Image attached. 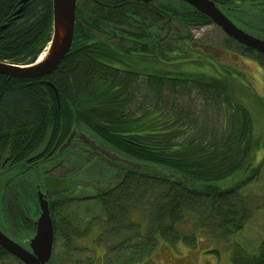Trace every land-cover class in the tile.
<instances>
[{"label":"trees","instance_id":"1","mask_svg":"<svg viewBox=\"0 0 264 264\" xmlns=\"http://www.w3.org/2000/svg\"><path fill=\"white\" fill-rule=\"evenodd\" d=\"M17 1L0 0V25L10 21L0 31V59L26 64L49 44L53 1L30 0L13 20ZM214 1L229 17L264 37V0ZM209 23H213L209 16L179 1L79 0L73 46L52 73L37 78L0 74V171L7 155L11 162L23 164L11 168L2 182L0 213L12 224L9 232L1 219L9 235L22 239L29 235L27 230L34 232L29 193L33 190L35 198L36 185L30 180L31 192L26 188L23 192L20 188L26 183L20 177L28 164L44 157V162L54 161L43 169L46 178L35 184L41 183L50 199L54 247L60 237L72 243L70 222L66 224L64 215L57 219L58 205L75 199L78 184L73 176H53L51 170L58 166L72 170L71 160L74 168H81L89 159L91 163L92 154L98 155L97 162L103 159L109 165L103 163V172L87 183L106 179L108 185L89 198L101 200L115 234H126L121 224L130 222L129 201L137 208L135 198L152 190L161 198L152 212L153 239L148 238L147 246L163 232L180 234V239L178 223L191 211L197 218L206 215L207 229L215 238H227L243 228L259 206L240 196L242 183L224 186L219 181L245 173V179H252L264 168V156L257 166L251 165L259 147L255 120L231 85L234 71L227 69L228 75L221 77L211 72L214 76L208 80L204 73L205 68L217 73L215 65H222L195 43L190 26ZM224 46L237 47L264 65V54L232 37H226ZM200 66L205 68L196 70ZM81 129L121 159H111L77 139ZM74 131L70 144L57 152ZM57 139L60 146L47 157ZM138 224L140 229L143 223ZM122 245L140 246L129 239ZM138 256L143 255L123 251L117 260L139 262ZM232 263L264 264V240L257 254L236 249ZM0 264L24 262L0 245Z\"/></svg>","mask_w":264,"mask_h":264},{"label":"rangeland","instance_id":"2","mask_svg":"<svg viewBox=\"0 0 264 264\" xmlns=\"http://www.w3.org/2000/svg\"><path fill=\"white\" fill-rule=\"evenodd\" d=\"M231 19L239 23L235 19ZM239 24L247 31H250L241 23ZM190 32L194 37L195 43L198 45L202 44L204 47L203 51L210 55L216 64L224 66L217 67L215 65L217 73L211 68H205V66L196 67V70L205 68L204 73H206L207 80L214 76L213 73L221 77L222 75H228L225 71L227 69L234 71V73L230 72L233 82H235L231 85L235 86V88L237 87L236 89L239 90V93H237L238 99H242L248 104L254 115V136L259 145L251 160V165L255 167L264 156V65L254 57H238L241 52L238 51L237 47H234L233 50L225 48L224 41L228 35L215 22L206 25H191ZM252 33L259 35L258 33ZM43 54L41 55L43 56ZM84 133L91 137L90 134L81 129L77 130V139H80L81 134ZM78 148H80V144H76L75 151ZM96 156L98 155L92 154L91 163L88 164L89 159L86 163H82L81 168H74V161L71 160L68 167L72 168V170L67 171L66 168H60L59 166L55 167L53 171L51 170L53 176H73L74 182L78 184L77 189L74 190V195H72L75 199L63 200L58 205V213L60 215H58L57 219H61L64 215L67 220L66 224L70 222V231L74 236L72 243L70 241L66 243L65 239L61 237L56 241L52 254V264H119L120 261L117 259L120 256V252L123 251H120L118 245L121 244L122 240L130 238L133 239L134 243L140 245L139 248L134 249L143 255L141 258L138 256V264H233L232 257L238 248H245L248 252L254 254L259 252L260 245L264 240V168H261L252 179H245L246 173L240 175L238 173L239 176L237 178L236 176H231L226 180L219 181L224 186L233 185L236 181L237 183H242L240 196L244 199L245 197L248 198L247 200L253 199L255 207L259 206L254 208L241 230L227 238H215L214 234L207 229L209 223L206 222V215L204 214L201 218H197L196 213L191 211L186 213L185 218L178 223L179 233H181L180 239H178L180 234L175 235L176 233H174L172 235L175 236H172L168 232H163V234L158 236L157 242L155 243L154 241L155 245L147 246L148 236L153 239L150 236L151 234L148 233V230L151 233L153 232L151 224L152 212L159 202L161 194H157L152 190L141 198H135L137 208L133 205L131 206L132 203L129 201L130 209H126L127 217H132L135 221L143 223V226L140 229L139 226L138 228L135 225L129 226L128 230H126V235H120V232L117 234L113 233L112 226L105 220L106 217L102 211L101 200L96 197L87 199L88 195H94L98 190L106 188L108 185L106 179H102L98 184L91 182L92 186L88 184L89 182L87 183V181H91L88 179H92V176H97L103 172L105 167L103 163L109 165V162L103 159L97 162ZM53 161H38V163L26 167L23 170L24 174L20 178L27 185H21L20 189L23 192L25 188L31 190L30 180L33 181L34 185H36L37 180H44L46 176L43 169L50 166ZM26 177H29V180ZM3 180L4 178L1 179V183ZM31 191L29 199L34 209L30 213L31 216L34 213L38 217L41 212L39 202L36 194L34 198V192L33 190ZM58 198L59 196L55 195L54 199L59 204L60 200ZM2 215L1 219L3 222L5 221L9 232H12V224L7 222L6 215V218ZM129 224L131 223L128 222ZM133 227H135V230H132ZM137 229H139L138 233L136 232ZM34 232L31 229L27 230L26 233L29 235L23 237L22 241L25 240L24 242H26ZM11 237L18 238L19 235ZM16 240L21 241L20 239Z\"/></svg>","mask_w":264,"mask_h":264},{"label":"water","instance_id":"3","mask_svg":"<svg viewBox=\"0 0 264 264\" xmlns=\"http://www.w3.org/2000/svg\"><path fill=\"white\" fill-rule=\"evenodd\" d=\"M29 0H21L17 13H20ZM53 1V22L50 44L45 50L44 56H39L34 62L23 65L0 60V74L16 76L21 78H37L52 73L70 52L73 42L77 19L78 0H52ZM145 2L155 0H144ZM184 2L194 9L208 15L215 23L219 24L224 32L235 38L237 41L264 53V37L247 31L234 20H232L223 8L214 0H161ZM76 132H72L66 141L60 146L57 152H61L70 144ZM81 137L93 149L101 154L120 160L115 152L106 149L92 139L90 136L81 134ZM126 161V160H124ZM131 163V162H129ZM134 164V163H133ZM139 165V164H134ZM9 155L2 159L0 171V200L3 183L1 179L10 173ZM36 195L39 202L40 214L34 219L36 226L35 233L24 241H17L12 238L4 229L0 216V245L6 250L20 258L24 264H49L55 242V228L50 209V199L41 183L36 184ZM1 215V213H0Z\"/></svg>","mask_w":264,"mask_h":264},{"label":"flooded vegetation","instance_id":"4","mask_svg":"<svg viewBox=\"0 0 264 264\" xmlns=\"http://www.w3.org/2000/svg\"><path fill=\"white\" fill-rule=\"evenodd\" d=\"M79 1V0H78ZM78 1H77V6H78ZM144 3H158V2H167V1H161V0H155V1H150V2H145L144 0H142ZM29 2H27V4H28ZM27 4L24 6V8H23V10L20 12V13H17V10L19 9V7H18V5H17V3H16V7H14V11H12L13 13L11 14V19H13V20H16V19H18L21 15H22V13H23V11H24V9H25V7L27 6ZM224 10V9H223ZM208 16V15H207ZM229 16V15H228ZM213 21V20H212ZM9 22L10 21H6V22H4L5 24L4 25H0V31L1 30H3L4 28H6L8 25H9ZM214 23V22H213ZM229 36V35H228ZM229 37H231V36H229ZM233 38V37H232ZM200 45H202V44H200ZM203 46V45H202ZM259 53H262V52H259ZM262 54H264V53H262ZM240 55V54H239ZM238 55V57H241V56H245V55H243V54H241L240 56ZM78 138V137H77ZM82 138V137H81ZM59 140L57 139V141H56V143H54L52 146H51V149L48 151V154L46 155L47 157H51L52 155H50V153L52 152V151H54L55 149L57 150L58 149V147L60 146V144H59V142H58ZM39 153H41V151H38V153L37 154H39ZM33 156H35V157H37L36 155H33ZM38 160L39 161H43L44 160V157L42 158H38ZM23 164L22 163H18V164H16V163H13V162H11L10 161V166H13L12 167V169L11 170H13V169H17V168H19L20 166H22ZM28 165H32V164H28ZM29 166V167H30ZM97 193V192H96ZM96 193H94V195L96 196ZM94 195H88L87 197H88V199H91V198H89V197H92V196H94ZM131 218V220H130V223L131 224H129L128 225V223H125L124 224V226H123V224H121V226L124 228V232L127 234V231L126 230H128L127 228L129 227V226H133V225H135V227H137L138 228V221H135L134 219H132V217H130ZM34 220V219H33ZM120 226V224H119V227L120 228H122ZM135 227H133V229L132 230H135ZM130 228H132V227H130ZM34 230H36V227H35V229ZM133 232V231H132ZM136 232L138 233V229L136 230ZM125 234V235H126ZM151 235H152V233H150ZM148 238H149V236H148ZM129 240H131V243H134L133 242V239L132 238H130ZM124 241L125 242H127V240H122L121 241V244L120 245H118L119 246V248H120V251H128V252H130V251H133L134 250V247H130V249H128V247H126V246H123L122 244L124 243ZM123 242V243H122ZM119 264H122V263H119ZM127 264H138V261L137 262H133V263H127Z\"/></svg>","mask_w":264,"mask_h":264},{"label":"bare ground","instance_id":"5","mask_svg":"<svg viewBox=\"0 0 264 264\" xmlns=\"http://www.w3.org/2000/svg\"><path fill=\"white\" fill-rule=\"evenodd\" d=\"M20 1L21 0H18L17 1V5H18V7H20ZM30 1V0H29ZM28 1V2H29ZM27 4V3H26ZM15 7H16V5H15ZM4 25V24H3ZM51 36H52V31H51ZM41 54H43V53H41ZM43 56H44V54H43ZM0 60H3V61H9V62H11V63H15V64H19V65H23V64H25L24 62H16V61H12V60H8V59H0ZM69 145V144H68ZM66 148V147H65ZM64 148V149H65ZM9 163H10V159H9ZM4 181V180H3ZM2 181V182H3ZM36 231V230H35ZM35 233V232H34ZM13 238V237H12ZM15 239V238H14ZM16 240V239H15ZM20 240H22V239H20ZM18 241V240H17Z\"/></svg>","mask_w":264,"mask_h":264}]
</instances>
